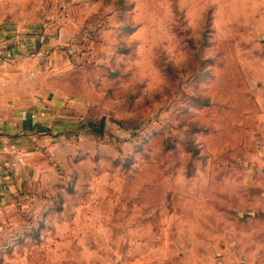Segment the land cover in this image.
Instances as JSON below:
<instances>
[{"label": "rangeland", "instance_id": "374dc122", "mask_svg": "<svg viewBox=\"0 0 264 264\" xmlns=\"http://www.w3.org/2000/svg\"><path fill=\"white\" fill-rule=\"evenodd\" d=\"M26 11L74 108L0 205V264H264V0Z\"/></svg>", "mask_w": 264, "mask_h": 264}, {"label": "crops", "instance_id": "0c3cea01", "mask_svg": "<svg viewBox=\"0 0 264 264\" xmlns=\"http://www.w3.org/2000/svg\"><path fill=\"white\" fill-rule=\"evenodd\" d=\"M29 2L0 0V42L13 54L0 57V205L25 200L35 191L47 164L44 152L53 148V131L72 123L74 106L62 108L47 80L53 74L52 42L45 43L37 27L31 28L37 22L26 11ZM10 142L23 147L25 164L17 162Z\"/></svg>", "mask_w": 264, "mask_h": 264}, {"label": "built area", "instance_id": "2783aa9c", "mask_svg": "<svg viewBox=\"0 0 264 264\" xmlns=\"http://www.w3.org/2000/svg\"><path fill=\"white\" fill-rule=\"evenodd\" d=\"M6 46L7 45L3 44V42H0V57L8 59L11 58L13 54L9 51L10 48H7ZM8 148L15 154L19 164L26 163L25 151L22 146H20L17 142H10Z\"/></svg>", "mask_w": 264, "mask_h": 264}, {"label": "trees", "instance_id": "16d2710c", "mask_svg": "<svg viewBox=\"0 0 264 264\" xmlns=\"http://www.w3.org/2000/svg\"><path fill=\"white\" fill-rule=\"evenodd\" d=\"M104 126H105V122H104V120H102L100 125L95 126L96 127L95 132L102 134L104 131Z\"/></svg>", "mask_w": 264, "mask_h": 264}]
</instances>
